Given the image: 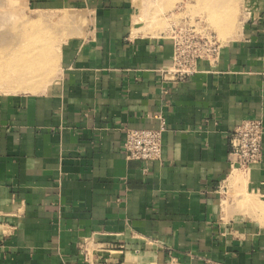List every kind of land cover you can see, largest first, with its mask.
Segmentation results:
<instances>
[{
  "label": "crops",
  "instance_id": "0c3cea01",
  "mask_svg": "<svg viewBox=\"0 0 264 264\" xmlns=\"http://www.w3.org/2000/svg\"><path fill=\"white\" fill-rule=\"evenodd\" d=\"M27 2L86 23L60 47L56 85L0 95V264H264V218L222 197L241 175L264 202V137L244 175L228 159L237 124H264V0L180 82L163 78L170 36L133 35L135 0ZM158 116L160 159H127L125 130Z\"/></svg>",
  "mask_w": 264,
  "mask_h": 264
},
{
  "label": "rangeland",
  "instance_id": "374dc122",
  "mask_svg": "<svg viewBox=\"0 0 264 264\" xmlns=\"http://www.w3.org/2000/svg\"><path fill=\"white\" fill-rule=\"evenodd\" d=\"M133 4V35L168 36L174 27L193 33L196 29L199 34L196 36L207 37L219 46L238 38L248 8V0H135ZM39 17L42 18L39 20ZM85 23L83 20L78 21L76 11L34 10L27 0H0V70L10 68L8 71L12 74L11 69L24 63L35 51L43 50L45 54L51 55L60 53L61 45L72 36L79 35ZM58 65L57 78L60 75ZM41 70L38 68L37 74ZM34 81H37V76ZM50 87L52 83L45 91L30 94L45 93ZM237 170L244 175V169ZM239 184L222 188L223 208L232 207L253 218H264V211L261 210L264 202L248 195L245 185ZM254 203L257 205L255 208L252 206Z\"/></svg>",
  "mask_w": 264,
  "mask_h": 264
},
{
  "label": "built area",
  "instance_id": "2783aa9c",
  "mask_svg": "<svg viewBox=\"0 0 264 264\" xmlns=\"http://www.w3.org/2000/svg\"><path fill=\"white\" fill-rule=\"evenodd\" d=\"M173 42L172 64L163 71V78L169 81H184L196 72V63L204 60L209 63L218 58L220 46L211 39L198 37L191 31L173 28L170 31ZM157 128H127L123 150L129 160L152 161L161 157L162 134L165 121L158 116ZM264 124L261 118H248L237 124L229 138L228 159L231 167L250 169L263 158ZM87 254L85 244L80 246Z\"/></svg>",
  "mask_w": 264,
  "mask_h": 264
},
{
  "label": "bare ground",
  "instance_id": "6f19581e",
  "mask_svg": "<svg viewBox=\"0 0 264 264\" xmlns=\"http://www.w3.org/2000/svg\"><path fill=\"white\" fill-rule=\"evenodd\" d=\"M41 18L42 17H39V20ZM194 34H198L196 32V29ZM58 55L59 53L56 55L54 53L52 55L49 53L45 54L43 50L35 51L33 52L32 57H27L24 63L18 65L17 67L14 66L13 67L14 69L13 68L11 69L13 71L12 72L13 75L10 74L8 71L10 68L5 67V69L0 70V93L2 94H10L17 92L25 93L26 91L32 93L35 91H42V90L45 91L44 89H46L50 83H52V86L56 85L59 81V78H57V68H56V65H58L57 62H59ZM52 57L53 60H51ZM51 66H53V70H51L52 68ZM38 68L42 69L40 74H37ZM50 72H52V74L54 73V75H52ZM35 76H37L36 82L34 81ZM51 76L52 79L50 78ZM233 177H236L237 179H239L238 181L241 182V178H242L241 175L232 176L230 178L231 182L236 181L233 180ZM252 206L254 207L257 205H255L254 203L252 204ZM261 210L264 211V207H262Z\"/></svg>",
  "mask_w": 264,
  "mask_h": 264
}]
</instances>
